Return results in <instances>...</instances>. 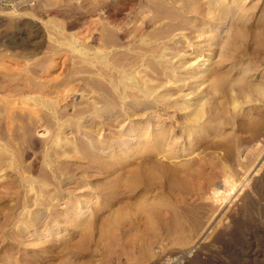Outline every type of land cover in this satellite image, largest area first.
<instances>
[{
    "label": "rangeland",
    "instance_id": "obj_1",
    "mask_svg": "<svg viewBox=\"0 0 264 264\" xmlns=\"http://www.w3.org/2000/svg\"><path fill=\"white\" fill-rule=\"evenodd\" d=\"M156 2L164 6L156 9ZM222 2L213 10L232 14L219 34L217 24H203L210 16L185 14L179 0H0V264H264V120L262 129L247 122L257 111L231 105L219 111L228 121L220 118L221 133L189 136L184 111L164 110L165 102L123 91L118 82L121 68L141 67L147 80L169 82L161 92L186 84L205 106L215 96L230 100L235 95L214 92L210 81L170 79L185 76L182 61L202 63L213 42L231 35L229 82L243 77L264 86V0ZM182 15L192 19L185 31ZM155 47L169 48L173 60L153 55ZM103 51L113 62L107 68L97 56ZM168 65L175 71L167 74ZM155 115L167 131L187 135L169 148L176 155H155L165 148L151 138ZM154 159L180 164L173 184L165 181L173 185L165 197L175 213L168 210L150 236L149 251L141 240L106 251L101 219L132 195L129 168Z\"/></svg>",
    "mask_w": 264,
    "mask_h": 264
},
{
    "label": "bare ground",
    "instance_id": "obj_2",
    "mask_svg": "<svg viewBox=\"0 0 264 264\" xmlns=\"http://www.w3.org/2000/svg\"><path fill=\"white\" fill-rule=\"evenodd\" d=\"M153 1L155 2V0H152V3ZM178 1V0H177ZM175 0V3L177 2ZM181 1V5H179V3H177L178 7H181L182 11L185 13V14H192L193 16H200L201 17H211L209 18L210 20H205L203 21V24H207L208 25V21L209 23L211 22L212 24H217V27L215 28L216 32L213 30V32L215 33H219L217 32V30L219 29H224L225 25H226V22H227V19L226 18H229L228 15L229 14H232V12L230 11L229 8H225L224 10L227 11L225 13V16H224V11L222 10L221 12L223 13V16H222V13L221 15L219 13H216V9H214V6L212 7L211 4H213V2L215 3L216 0H209L207 2L204 3V1L202 0H179ZM224 2L223 3H226L225 0H223ZM228 1V0H227ZM150 2V1H148ZM159 2V0H158ZM232 2V1H231ZM151 3V4H152ZM157 3V2H156ZM218 3V2H217ZM232 4V3H231ZM143 5V4H141ZM160 5H163V4H159L157 3L156 4V9L159 7L160 8ZM173 5V4H172ZM145 6V5H144ZM155 7V5H153ZM164 6V5H163ZM174 6V5H173ZM224 6V4H223ZM227 6V5H226ZM230 6V5H229ZM172 7V6H171ZM104 8V7H103ZM231 8V7H230ZM154 9V8H153ZM164 10V8H163ZM177 10V9H176ZM170 12V10H167V12ZM171 11L173 12V10L171 9ZM218 11H220L218 9ZM217 11V12H218ZM233 11V10H232ZM157 12V11H156ZM231 12V13H230ZM181 13V12H180ZM179 13V14H180ZM158 14V13H157ZM172 14V13H171ZM146 15V14H145ZM159 15V14H158ZM166 15V14H164ZM170 15V13L168 14ZM173 15L175 16V14L173 13ZM172 15V16H173ZM163 16V15H162ZM172 16H170V18H172ZM183 16V15H182ZM189 16V15H188ZM106 17V16H105ZM164 17V16H163ZM184 17V16H183ZM182 17V19H183ZM186 18V20L183 21V23L181 24L180 28L181 29H184L185 31V28L187 26L186 23L187 21L189 22L190 20L192 19H189L186 17H184V19ZM195 18V17H194ZM199 18V19H200ZM225 18V19H224ZM141 19V18H140ZM157 19V18H156ZM181 17H179V20H182ZM155 20V19H154ZM198 20V19H197ZM201 20H204V19H201ZM200 20V21H201ZM173 21V19H172ZM195 21V19H194ZM230 21V20H229ZM193 22V21H192ZM192 22L190 24H192ZM198 22V21H197ZM180 24V21L178 22ZM229 23V22H228ZM227 23V24H228ZM136 24V23H135ZM188 24V23H187ZM195 24H198V23H195ZM194 24V25H195ZM111 25V24H110ZM189 25V24H188ZM193 25V24H192ZM193 25V26H194ZM199 25V24H198ZM197 25V26H198ZM201 25V24H200ZM212 27V25H210ZM228 26V25H227ZM199 27V26H198ZM197 29H200L198 28ZM202 28V26H200ZM209 27V26H208ZM220 27H223V28H220ZM106 28V27H105ZM192 28V27H191ZM205 28V27H204ZM203 28V29H204ZM161 29V28H160ZM172 29V28H171ZM170 29V30H171ZM213 29V28H212ZM109 30V29H108ZM159 30V29H158ZM192 30V29H191ZM193 30H196V28ZM180 31V30H179ZM183 31V30H182ZM190 31V30H189ZM198 31V30H197ZM210 31V30H209ZM224 31V30H223ZM192 33H194L193 31H190ZM201 31H199L200 33ZM205 32V31H204ZM146 33V32H145ZM158 33V32H157ZM162 33V32H161ZM167 33V32H166ZM212 33V32H211ZM155 34V33H154ZM165 34V33H164ZM169 34V32H168ZM196 34V33H195ZM198 34V32H197ZM206 34V33H205ZM210 34V33H209ZM220 34V33H219ZM218 34V35H219ZM236 34V33H235ZM194 35V34H193ZM201 35V33H200ZM215 35V34H212V36ZM217 35V34H216ZM226 35V34H225ZM233 35V34H232ZM131 36V34H130ZM150 36V35H149ZM196 36V35H195ZM202 36V35H201ZM211 36V35H210ZM209 36V37H210ZM235 36V35H234ZM135 37V36H134ZM192 37V36H191ZM199 37V36H198ZM215 37V36H214ZM213 37V38H214ZM223 39L221 38H218L216 40L217 43H214V45L217 44V46L214 47L213 43H212V48H211V51L210 54L208 55V57L206 59H204V61L202 63H198L196 65H194L195 63V60L194 61H190V60H186V61H182V66L185 68V70H183L184 72V75L185 76H181V77H177V79H170V80H174L175 82L182 80V81H187L188 83V80L190 81H193L194 83L196 81H200V79L202 80V82H205V81H210V85H211V88L212 90H214V92H220L222 93V95H227L228 93L235 95V97L233 98H230V100H225L221 98L218 100V98L216 99V96H215V100L214 101H210V103L205 106L203 103V100L201 98H192L191 96H189V94H191L190 92H187L186 91V88H184V84L183 86H180V85H176L175 83V86H176V89L173 91H164L162 90L161 92V89H164L165 87L167 88V86L169 85V82L168 81H158L157 82H153V81H149L147 80V78L144 77V74L143 72L144 69H141V67H139V69L137 70H134L136 68H134L132 71L133 72H130V68H129V72H127L125 69H127L126 67L124 69L121 68L120 71V81L118 82H121L123 84V87H124V90L125 89H129L131 91H134L137 95H139V93L141 94V96L144 95L145 96H153L156 100L161 101V102H165L166 103V108L164 110H171V109H175V110H179V111H184L183 113V117H185L184 119H187L189 124L192 126L191 130H188L187 131V135H192L193 133H196V137H203V136H207V135H211L212 132H215L216 130H223V127L225 125V123H227L228 121H226V116L227 114L221 116L220 115V112L219 111H225L227 109L228 111V107L233 105V108L235 106V108L240 105V107H245L247 106L249 109L251 108L252 110H256L257 112L255 113V117L253 116V114H249L250 119L249 117H246L247 119V122L250 121V123L252 122L253 124H250V125H253L255 127H258L260 128V124H262V121L264 120V113L263 112V105H261V103L259 102V99L264 95V86H258V84H251L249 85L248 83H250V81H246L244 82L243 80V77L241 78H238V79H235V80H232L231 82H229V76L228 74L229 73H226L225 72V69L227 68V72L229 71L228 69V66H235V61H232L231 58H230V52H229V44L232 42V37L231 35H227V36H222ZM142 39H144L143 37H141ZM200 38V37H199ZM203 38V37H201ZM207 38V36H206ZM212 38V37H211ZM216 38V37H215ZM205 39V38H204ZM203 39V41H204ZM145 40V39H144ZM202 40V39H201ZM208 39H205V41H207ZM213 40V39H212ZM264 40V39H263ZM215 41V40H214ZM145 42V41H144ZM143 42V43H144ZM202 42V41H201ZM211 41H209L210 43ZM204 43V42H203ZM202 43V44H203ZM147 44V43H146ZM174 44V43H173ZM199 44V43H198ZM153 45V44H152ZM204 45V44H203ZM211 45V44H210ZM156 46V45H155ZM158 46V45H157ZM165 46V45H163ZM171 46V44H170ZM146 47V46H145ZM154 47V45H153ZM160 47V46H159ZM162 47V46H161ZM138 48V47H137ZM173 48V47H172ZM210 48V46H209ZM167 49L169 48H166L164 47L163 50H161V48H156L155 49L153 48V50L151 49L152 51V54L155 55V54H159V57L160 56H164L165 59L168 61L171 62V59L174 58L173 56L175 55H170L168 56V52H167ZM103 50V49H102ZM107 50V48H106ZM148 51L150 49H147ZM172 50V49H171ZM150 51V52H151ZM178 51V50H176ZM97 52V51H96ZM174 52V51H173ZM208 52V53H209ZM108 51H103V52H98L97 53V56L98 58L102 60V63L106 66L105 68H107V66H109L111 63L113 62H109V58H108ZM147 53V52H146ZM180 53V52H179ZM96 54V53H95ZM142 54V53H141ZM149 54V53H147ZM164 54V55H163ZM166 54V55H165ZM177 54V53H176ZM216 54V55H215ZM112 55V54H111ZM181 55V54H180ZM96 56V55H95ZM96 56V58H97ZM152 56V55H151ZM185 56V55H184ZM187 56V55H186ZM216 58L215 62H213L212 64H210V66L208 68H206L205 70H203V68L205 67L204 64H208L210 63L209 61L211 60V57H214ZM148 57V56H147ZM146 57V58H147ZM157 57V56H156ZM163 57V58H164ZM167 57V58H166ZM177 57V56H176ZM175 57V58H176ZM97 58V59H98ZM139 58V57H138ZM145 58V59H146ZM153 58V57H152ZM179 58V57H178ZM142 59V58H141ZM100 60V61H101ZM173 60V59H172ZM203 60V59H202ZM201 60V61H202ZM188 61H190V63H188ZM115 62V61H114ZM146 62V60H145ZM166 62V61H165ZM164 63V62H163ZM175 63V62H174ZM188 63V64H187ZM128 64V63H127ZM139 64V63H138ZM166 64V63H165ZM173 64V63H172ZM216 64V65H215ZM145 65V64H144ZM215 65V66H214ZM140 66V65H139ZM143 66V65H142ZM146 68H147V64L145 65ZM166 66V65H165ZM177 65H173V66H167V68L165 69L166 73L168 72V70H174L175 71V67ZM121 67V66H120ZM118 67V68H120ZM169 67V68H168ZM103 68V67H102ZM181 68V67H180ZM231 69V67H230ZM181 70V69H180ZM109 71V70H108ZM118 71V72H119ZM172 71V72H174ZM170 72V71H169ZM107 74V73H106ZM146 74V73H145ZM165 74V73H164ZM168 74V73H167ZM166 74V75H167ZM173 73H171V78L173 77L172 75ZM183 74V73H180V75ZM243 74V73H242ZM153 75V74H152ZM170 75V73H169ZM175 75H176V72H175ZM187 75V76H186ZM109 76V75H108ZM155 76V75H154ZM165 76V75H163ZM244 76V75H243ZM246 76V75H245ZM244 76V79L246 78ZM148 77V76H147ZM239 77V76H238ZM105 78V76H104ZM118 78V79H119ZM160 78V77H159ZM170 78V77H169ZM175 78V77H174ZM115 79V78H114ZM150 79V77H149ZM152 79V78H151ZM163 79V78H162ZM169 80V79H168ZM246 80V79H245ZM117 81V80H116ZM190 81V82H191ZM114 82V81H113ZM171 82V81H170ZM189 82V83H190ZM192 82V84H193ZM201 82V81H200ZM229 82V84H228ZM120 83V84H121ZM181 83V82H180ZM185 83V82H183ZM119 84V83H118ZM174 84V83H173ZM182 84V83H181ZM205 84V83H204ZM5 87V86H4ZM116 87V86H115ZM170 87V86H169ZM190 87V86H189ZM119 88V87H118ZM201 88V87H200ZM210 88V87H208ZM9 90V89H8ZM11 90V89H10ZM112 90V89H111ZM120 90V89H119ZM122 90V89H121ZM192 90V89H191ZM123 91L121 93H123ZM130 91V92H131ZM137 91V92H136ZM127 92V91H126ZM213 92V91H212ZM134 93V94H135ZM210 93V92H209ZM128 94V97H129V93ZM132 94V93H131ZM212 94V93H211ZM122 95V94H121ZM193 95V93H192ZM215 95V94H214ZM218 95V94H216ZM126 96V95H125ZM132 96V95H130ZM208 96V95H206ZM220 96V95H219ZM218 96V97H219ZM241 96L242 101L241 99L239 98ZM259 96H261L259 98ZM123 97V95L121 96ZM134 97V95H133ZM137 97V96H136ZM135 97V98H136ZM152 97V98H153ZM228 97V96H227ZM231 97V96H230ZM141 98V97H140ZM149 98V97H148ZM151 98V99H152ZM133 99V98H131ZM137 99V98H136ZM135 99V100H136ZM200 99V100H199ZM214 99V98H213ZM125 100V99H124ZM153 100V99H152ZM155 100V101H156ZM202 100V102H201ZM209 100V99H208ZM264 100V99H262ZM134 101V99H133ZM204 102H206V99L204 100ZM263 102L264 104V101H261ZM164 103V104H165ZM208 103V102H207ZM243 104V105H242ZM230 108V107H229ZM239 108V107H237ZM234 109L238 111V109ZM240 109V108H239ZM243 109V108H241ZM245 109H247L245 107ZM250 109V110H251ZM249 110V111H250ZM218 111V112H217ZM262 111V112H261ZM178 112V111H177ZM236 112V111H235ZM226 113L223 112V114ZM253 113V112H252ZM145 114V113H144ZM166 114V113H164ZM168 114V113H167ZM171 115V113H170ZM173 115V114H172ZM176 115V113H175ZM125 116V115H124ZM143 116V114H142ZM245 116H244V119H245ZM132 117V116H131ZM130 117V118H131ZM135 117V116H134ZM158 118L160 119L158 122H154V124H152L151 122V125H154V130L153 132L151 133V138H154L157 140H163V142L161 141V143H163V146L165 148H161L159 150V145L156 146L158 147L156 151H158V153H155L156 154H159L162 158L163 157H169V155L172 153V149L169 150V148H172V145L175 144V143H180V139H183L185 138V133H181L180 131L176 132V130L173 132L172 130L171 131H167V128L165 129V121L164 120H161V116L160 115H155L154 118ZM166 117V116H165ZM170 117V116H169ZM173 117V116H172ZM225 119V123H223V118ZM151 118V117H150ZM156 118V119H157ZM221 118V119H220ZM253 118V119H252ZM133 119V118H132ZM173 119V118H171ZM227 119L230 120V118L227 117ZM255 119V122H253V120ZM136 120V119H135ZM186 120V121H187ZM156 121V120H155ZM175 122V121H174ZM135 124V123H134ZM185 124V123H184ZM188 124V125H189ZM248 124V123H247ZM168 125V124H167ZM171 125V124H170ZM189 125V126H190ZM212 125V127H211ZM147 126V125H146ZM188 126V127H189ZM246 126V124L244 125ZM152 127V126H151ZM162 127H164L162 129ZM173 127V126H172ZM187 127V129H188ZM255 127H253L255 129ZM257 127V129H258ZM263 127V125H262ZM135 128V127H134ZM150 128V127H149ZM161 128V129H160ZM186 128V126H185ZM148 129V128H146ZM227 129V128H226ZM225 129V130H226ZM262 129V128H260ZM220 132V130H219ZM217 131V133H219ZM148 133V132H147ZM221 133V132H220ZM186 135V136H187ZM194 135V134H193ZM214 135V134H213ZM217 135V134H216ZM228 135V134H227ZM138 136V135H137ZM142 136V135H141ZM147 136V134H146ZM215 136V135H214ZM222 136V134H221ZM224 136V135H223ZM222 136V138H223ZM149 137V136H148ZM208 137V136H207ZM206 137V138H207ZM213 137V136H212ZM216 137V136H215ZM226 136H224L225 138ZM142 138V137H141ZM140 138V139H141ZM150 138V137H149ZM150 138V139H151ZM160 138V139H159ZM188 138V137H187ZM139 139V138H138ZM146 139V137H145ZM153 139V140H154ZM264 139V137L262 138V140ZM147 141V140H145ZM152 141V139H151ZM155 141V140H154ZM264 141V140H263ZM155 143V142H154ZM160 143V146H162ZM182 143V142H181ZM157 145V144H156ZM183 145V144H182ZM121 146V145H120ZM175 146V145H174ZM173 146V147H174ZM182 147V146H181ZM108 148V147H107ZM182 149V148H181ZM176 150V149H175ZM179 151V150H178ZM174 152V151H173ZM176 152V151H175ZM154 153H153V156H154ZM173 154V153H172ZM183 154V153H182ZM173 155H176V154H173ZM172 155V156H173ZM152 156V155H151ZM171 156V155H170ZM94 157V156H93ZM155 157H158V156H155ZM205 158V157H204ZM167 159V158H166ZM97 160V158H96ZM170 163V162H169ZM147 164V163H146ZM143 165V164H136L134 163V165L129 168L128 170V174L125 178H128V183H130L128 186L130 187V191L132 193L131 196H127L128 198H123L121 200L118 201L117 203V207L116 208H113L111 207L112 210H109L110 212H105L106 215L104 216L103 219H101V224H100V239L102 240V242H104L103 244H105L104 246H106V251L108 249L109 250H112V249H109V248H112L111 245L117 243L118 245H125V246H128V248L132 245L135 244L136 241L138 240H141V242H143L142 245L146 246L148 248L149 246V238L151 235H155L156 233H158V228L161 226V225H164L166 222H167V215L170 213H168V210H171L175 213V210L172 203L169 202L168 200H170V198L166 199L165 197V191L167 190L166 188H171V186H173V180H174V177L178 174V172H180L179 170V165L178 164L177 166L174 165L172 166V164H168L167 162L163 161V160H159V159H154L151 164H147V165ZM105 165V164H104ZM107 165V164H106ZM109 165V163H108ZM185 165V164H183ZM111 166V165H110ZM182 167V165H181ZM256 168V166L254 167ZM183 169V168H182ZM155 174H159V176L157 177H160L159 179L158 178H155ZM179 175V174H178ZM154 176V177H153ZM179 177V176H178ZM175 179H178V178H175ZM127 181V180H125ZM165 181H169V182H172V184H170L169 186H166L168 185L167 183H165ZM176 181V180H175ZM177 182V181H176ZM186 182V181H185ZM126 183V182H125ZM124 183V184H125ZM127 183V184H128ZM178 183V182H177ZM220 181L217 182L215 184V187H213V193H218V187L220 185ZM126 184V186H127ZM176 184V183H174ZM127 186V187H128ZM128 187V189H129ZM168 188V189H169ZM173 188V187H172ZM127 189V188H126ZM168 191V190H167ZM167 191H166V194H167ZM171 191V190H170ZM169 192V191H168ZM210 196V195H209ZM168 197V196H167ZM117 198V197H116ZM120 199V198H119ZM106 204V203H105ZM114 207V206H113ZM110 208V207H109ZM108 211V210H107ZM171 212V213H173ZM177 214V213H176ZM167 218V219H166ZM86 238V237H85ZM117 245V246H118ZM114 246V245H113ZM136 247V246H135ZM150 247V246H149ZM126 248V249H128ZM139 248V247H138ZM143 248V247H142ZM125 249V247H124ZM123 249V250H124ZM125 249V250H126ZM129 250V249H128ZM146 250V249H145ZM150 249L148 248L147 251H149ZM152 251V250H151ZM146 254H149L148 252L145 251ZM153 253V252H152ZM108 255V254H107ZM150 255V254H149ZM132 256V255H131ZM134 258V257H133ZM131 257V261L133 263H135L134 261L135 258L133 259ZM108 259V258H107ZM87 259H85L86 261ZM89 260V259H88ZM130 261V262H131ZM88 262V261H87ZM131 262V263H132ZM86 264V262H84ZM90 263V262H89Z\"/></svg>",
    "mask_w": 264,
    "mask_h": 264
}]
</instances>
